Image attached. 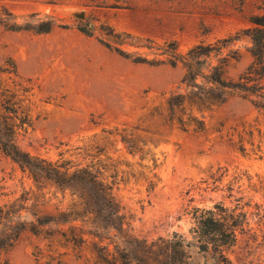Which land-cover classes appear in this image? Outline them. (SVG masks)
Here are the masks:
<instances>
[{
	"label": "rangeland",
	"instance_id": "rangeland-1",
	"mask_svg": "<svg viewBox=\"0 0 264 264\" xmlns=\"http://www.w3.org/2000/svg\"><path fill=\"white\" fill-rule=\"evenodd\" d=\"M54 8H81L84 16ZM3 9L10 22H54L47 33L0 23V80L23 90L31 122L18 135L22 149L67 162L70 172H97L112 188L124 231L137 237L178 232L190 240L195 207L221 203L243 212L229 258L264 264V111L234 92L205 110L187 106L203 127L183 129L170 121L166 103L172 93L186 92L182 65L133 61L164 58L158 47L166 42L184 53L230 38L222 49L229 55L224 74L235 80L252 61L245 30L251 15H264V0H0L5 17ZM81 203L78 192L35 181L0 151V208L8 213L0 233L25 226L0 251V264H96L90 216L75 215ZM60 213L68 221H57ZM47 216L54 221L36 224Z\"/></svg>",
	"mask_w": 264,
	"mask_h": 264
},
{
	"label": "trees",
	"instance_id": "trees-1",
	"mask_svg": "<svg viewBox=\"0 0 264 264\" xmlns=\"http://www.w3.org/2000/svg\"><path fill=\"white\" fill-rule=\"evenodd\" d=\"M3 11L8 18L0 12V23L10 30L47 33L54 26L51 19H39L36 23L10 22L11 13L6 9ZM249 22L252 26L245 33L251 41L248 51L252 61L235 80L228 79L224 74L229 55H222V49L230 38L216 44L198 43L184 53L177 51L174 42H166L158 47L164 58L147 60L138 56L133 59L149 64L167 63L173 67L180 64L184 68L181 82L186 92L172 93L166 101L170 121L183 129L191 124L202 128L203 120L191 111L187 112V106L190 110L192 107L205 110L225 102L234 92L240 93L264 111V15H251ZM81 31L90 35L92 28L83 27ZM115 35L119 36L117 33ZM101 43L111 47L109 43ZM114 50L123 57H130L120 48L115 47ZM211 55L218 57L217 64L209 62ZM21 91L18 87L4 85L0 80V151L22 170H27L35 181H50L59 188H69L79 193L82 207L75 215L90 216L89 233L98 239V242H93L96 264H233L228 252L237 242V233L243 230V212H236L221 203L208 209L195 207L191 217L193 226L190 240L178 232L150 240L126 233L123 228L124 216L112 195V188L97 172L87 167L70 172L67 162L48 161L20 147L18 135L31 125ZM7 215L0 208V222ZM59 216L57 221H68V214L60 213ZM54 219V216L37 218L36 224ZM36 224L30 226L33 232H36ZM13 227L10 231L3 230L0 233V251L11 247L25 228L22 222ZM76 237L73 234L71 239ZM104 240L105 244L102 243ZM78 242H83L82 236ZM192 249H196L198 258L193 255Z\"/></svg>",
	"mask_w": 264,
	"mask_h": 264
},
{
	"label": "water",
	"instance_id": "water-1",
	"mask_svg": "<svg viewBox=\"0 0 264 264\" xmlns=\"http://www.w3.org/2000/svg\"><path fill=\"white\" fill-rule=\"evenodd\" d=\"M55 12H60L63 14H69V15H77L79 17L84 16V10L81 8H71V9H60V8H54Z\"/></svg>",
	"mask_w": 264,
	"mask_h": 264
}]
</instances>
